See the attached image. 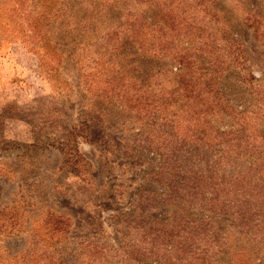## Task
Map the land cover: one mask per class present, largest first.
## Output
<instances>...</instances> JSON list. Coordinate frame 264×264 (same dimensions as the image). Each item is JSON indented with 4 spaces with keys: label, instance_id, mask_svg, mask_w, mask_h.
I'll list each match as a JSON object with an SVG mask.
<instances>
[{
    "label": "rangeland",
    "instance_id": "374dc122",
    "mask_svg": "<svg viewBox=\"0 0 264 264\" xmlns=\"http://www.w3.org/2000/svg\"><path fill=\"white\" fill-rule=\"evenodd\" d=\"M0 264H264V0H0Z\"/></svg>",
    "mask_w": 264,
    "mask_h": 264
}]
</instances>
